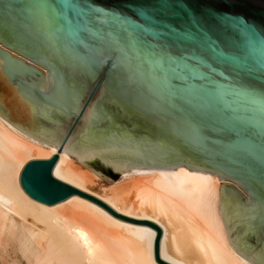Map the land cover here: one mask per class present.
<instances>
[{"label":"water","instance_id":"obj_1","mask_svg":"<svg viewBox=\"0 0 264 264\" xmlns=\"http://www.w3.org/2000/svg\"><path fill=\"white\" fill-rule=\"evenodd\" d=\"M0 117L58 143L22 169L30 198L77 195L112 212L53 177L66 143L109 181L179 167L215 175L229 182L219 212L230 246L264 264V0H0ZM139 222L157 230L155 260L169 264L160 228Z\"/></svg>","mask_w":264,"mask_h":264},{"label":"bare ground","instance_id":"obj_2","mask_svg":"<svg viewBox=\"0 0 264 264\" xmlns=\"http://www.w3.org/2000/svg\"><path fill=\"white\" fill-rule=\"evenodd\" d=\"M67 145L53 177L112 212L77 195L54 205L30 198L20 186L22 169L57 154L58 143L38 142L0 117V264L8 246L15 264H160L154 257L157 230L139 221L160 228L159 257L169 264H250L225 233L219 212L224 182L218 176L184 167L144 169L122 173L110 184L78 162L86 157Z\"/></svg>","mask_w":264,"mask_h":264},{"label":"rangeland","instance_id":"obj_3","mask_svg":"<svg viewBox=\"0 0 264 264\" xmlns=\"http://www.w3.org/2000/svg\"><path fill=\"white\" fill-rule=\"evenodd\" d=\"M72 157V159H74V156H71ZM96 173V172H95ZM104 180H106V179H104ZM106 181H109V180H106ZM110 182V184H115V183H117V182H119V177H118V180H115V181H109ZM224 183H226V184H228L229 182H226V181H223ZM10 246H8L7 247V253H5V255H4V260L6 261V262H4L5 264H12V263H14L15 264V262H16V259L18 260V258L16 257V255H14L13 254V252H12V250H11V248H9ZM10 249V250H9ZM13 257V258H12ZM16 258V259H15ZM13 260V262H11Z\"/></svg>","mask_w":264,"mask_h":264}]
</instances>
